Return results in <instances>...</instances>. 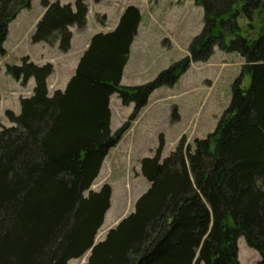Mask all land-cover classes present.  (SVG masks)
Returning <instances> with one entry per match:
<instances>
[{
    "label": "trees",
    "instance_id": "trees-1",
    "mask_svg": "<svg viewBox=\"0 0 264 264\" xmlns=\"http://www.w3.org/2000/svg\"><path fill=\"white\" fill-rule=\"evenodd\" d=\"M193 1L203 9V29L189 56L145 85H121L142 22L135 6L125 9L114 31L92 38L64 91L49 94L52 64L24 57L8 66L15 80L34 79L35 87L21 100L19 115L7 112L13 125L0 132V264H68L90 250L87 264H240L241 237L264 264V0ZM32 2L0 0V53L10 24ZM86 2L42 0L34 43H57L68 52L72 28L88 22ZM242 19L252 29L258 20L257 36L243 32ZM216 48L245 63L215 131L197 139L194 149L183 138L164 160L161 139L155 155L141 161L149 189L96 245L112 187H91L110 150L154 91L173 86ZM113 95L135 105L115 133Z\"/></svg>",
    "mask_w": 264,
    "mask_h": 264
},
{
    "label": "rangeland",
    "instance_id": "rangeland-1",
    "mask_svg": "<svg viewBox=\"0 0 264 264\" xmlns=\"http://www.w3.org/2000/svg\"><path fill=\"white\" fill-rule=\"evenodd\" d=\"M41 1L33 0L32 7L23 10L11 23L4 52L0 53V132L3 127L13 125L7 112L19 115L21 100L30 97L35 86L34 81L24 85L15 80L8 73V66L20 65L28 55L38 60L47 56L46 60L54 65L55 70L50 85L64 91L72 74L70 71L81 55L78 52L82 51L79 49L82 42L73 32L71 48L65 53L59 50L57 43H34L35 28L45 11ZM50 1L75 4V0ZM86 3L88 22L84 28L78 29L82 35L89 34L88 29H93L94 22H98V28L104 24V30L115 26L129 6L137 7L142 15L133 55L121 84L125 87L145 85L189 56L191 42L203 29V9L193 0H100L99 3L87 0ZM240 23L245 34L257 36L258 20L253 29L246 20L242 19ZM41 46H45L47 53ZM244 63L240 55L216 48L208 61L192 63L173 86L157 89L151 94L147 106L139 112L121 141L110 150L91 187V191H99L105 184L112 187L111 208L95 243L105 240L112 228L133 213L136 202L149 189L150 183L141 173V161L155 155L161 139L165 141L161 156L164 160L183 138L194 149L197 139H204L215 131L231 103L232 87L240 78ZM248 84L249 78L244 77L243 85ZM111 109L114 114L112 132L115 133L130 120L135 105L125 106L118 95H113ZM238 247L240 264H260V254L247 245L244 237L239 239ZM89 257L90 252H87L68 264H87Z\"/></svg>",
    "mask_w": 264,
    "mask_h": 264
},
{
    "label": "crops",
    "instance_id": "crops-1",
    "mask_svg": "<svg viewBox=\"0 0 264 264\" xmlns=\"http://www.w3.org/2000/svg\"><path fill=\"white\" fill-rule=\"evenodd\" d=\"M123 13V12H122ZM122 15V14H121ZM121 17V16H120ZM120 19V18H119ZM118 23H119V20L115 23V26H112V27H108L106 30H104V24H102L103 25V27L101 28V27H99L98 28V26L97 25H99L98 24V22H94V27H93V29L92 30H90V29H88V31H89V34L88 35H82V32H78V29L76 30V27H73L72 28V32H73V35L74 36H77V37H80V39L78 40V41H81L82 42V45H80L79 46V49H81L82 48V51H80V52H78V53H81V55H80V57H79V60H78V62L76 63L75 62V65L73 66V69H71V75L69 76V78H68V80H67V82H66V84H65V87H67V84H68V82L70 81V79L74 76V74H75V72H76V69H77V67H78V64H79V61H80V59H81V57L83 56V54L87 51V49L89 48V46H90V43H91V40H92V38L95 36V35H97V34H100V33H102V34H106V33H109V32H112V31H114L115 29H116V27L118 26ZM89 24V23H88ZM11 25V24H10ZM34 30V29H33ZM76 30V31H75ZM91 31V32H90ZM10 32V31H9ZM78 32V33H77ZM84 34V33H83ZM138 36V35H137ZM137 36H136V38H135V41H136V39H137ZM135 41H134V43L132 44V46H131V53H130V59H131V57H132V55H133V50H134V45H135ZM83 44H84V46H83ZM45 46H41V48H43V52L44 53H47V51H46V49L44 48ZM70 53V52H69ZM29 57H30V59L35 63V64H37V65H40V66H42V65H45V64H48V63H51L50 61H47L46 60V58H47V56H42V54H41V58L38 60V59H36V58H34L32 55H28ZM129 63V62H128ZM128 65L129 64H127V66H126V68H125V70H124V75H123V78H122V84H123V82H124V79L126 78L125 76H126V70H127V68H128ZM54 66V65H53ZM55 74V70H54V72H53V74L48 78L49 80L47 81L48 82V90H49V94L50 95H52V94H54L57 90H60L59 89V87H56L55 89H53V87L50 85V80H51V77L53 76ZM32 81H34V79H31L30 81H29V83L30 82H32ZM35 82V81H34ZM66 89V88H65ZM113 116H114V114L112 113V122H113ZM112 127V126H111ZM109 213V211L107 212V214ZM107 214H106V216H107Z\"/></svg>",
    "mask_w": 264,
    "mask_h": 264
}]
</instances>
